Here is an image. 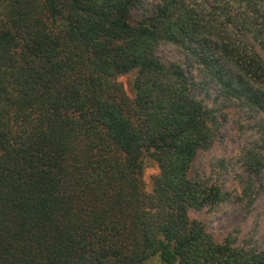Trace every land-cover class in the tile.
Returning a JSON list of instances; mask_svg holds the SVG:
<instances>
[{"label": "trees", "instance_id": "obj_1", "mask_svg": "<svg viewBox=\"0 0 264 264\" xmlns=\"http://www.w3.org/2000/svg\"><path fill=\"white\" fill-rule=\"evenodd\" d=\"M152 1L0 0V264H264L190 218L222 190L191 178L220 125L187 69L264 115V0Z\"/></svg>", "mask_w": 264, "mask_h": 264}, {"label": "rangeland", "instance_id": "obj_2", "mask_svg": "<svg viewBox=\"0 0 264 264\" xmlns=\"http://www.w3.org/2000/svg\"><path fill=\"white\" fill-rule=\"evenodd\" d=\"M152 0H143L134 11L136 18L149 13ZM157 55L164 64L188 65L184 54L174 45L163 43ZM196 82H202L199 93L219 116V130L214 145L201 151L191 171V178L205 185H217L222 201L201 211H190V218L201 222L215 241L230 239L246 249H264V176L254 178L246 169L247 152L256 151L264 158V115L227 102L219 88L197 68H190ZM155 171H149L152 176ZM252 185L251 197L247 187ZM148 264H160L152 260Z\"/></svg>", "mask_w": 264, "mask_h": 264}]
</instances>
